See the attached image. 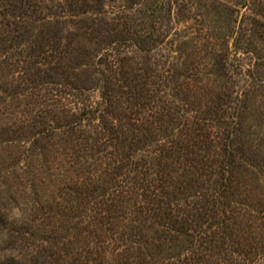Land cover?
<instances>
[{
	"label": "rangeland",
	"instance_id": "obj_1",
	"mask_svg": "<svg viewBox=\"0 0 264 264\" xmlns=\"http://www.w3.org/2000/svg\"><path fill=\"white\" fill-rule=\"evenodd\" d=\"M24 1L0 0V264H264V0ZM188 116L241 167L190 163Z\"/></svg>",
	"mask_w": 264,
	"mask_h": 264
},
{
	"label": "trees",
	"instance_id": "obj_2",
	"mask_svg": "<svg viewBox=\"0 0 264 264\" xmlns=\"http://www.w3.org/2000/svg\"><path fill=\"white\" fill-rule=\"evenodd\" d=\"M27 1L28 0L24 1L26 5ZM77 1L86 6L84 9L85 12H91L95 17H98L102 14V9L98 7V0ZM88 2H93V6H89ZM104 22L106 23L107 21ZM108 23L110 22H107L106 24ZM133 24L132 27H142L141 21H137L136 24L133 22ZM184 127L185 132L180 139V144L182 145L180 148H182L187 154L196 157V160L192 159L190 160V163L196 161L197 167L200 166L199 168L202 169L208 167L210 171L213 168V170L218 172V174L224 172L229 173L236 168L241 167V163L244 161L241 159V157H235L236 150L234 147V139L231 135L232 133H230L231 130L228 132H215V136L213 137V133L208 130L207 126L204 124V122H202V119L196 117L192 118L190 116L185 118ZM203 152L206 153L204 154ZM255 245V243L250 242L245 244L243 249H240L241 253L245 251L242 254L243 264L257 262V260L260 259L261 255L257 253L258 249ZM250 250H253V253L250 252Z\"/></svg>",
	"mask_w": 264,
	"mask_h": 264
}]
</instances>
